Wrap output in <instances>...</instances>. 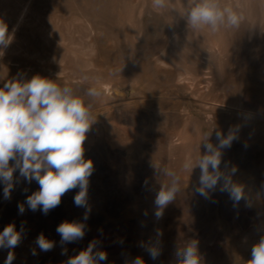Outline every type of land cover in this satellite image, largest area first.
Returning <instances> with one entry per match:
<instances>
[{"label":"rangeland","instance_id":"374dc122","mask_svg":"<svg viewBox=\"0 0 264 264\" xmlns=\"http://www.w3.org/2000/svg\"><path fill=\"white\" fill-rule=\"evenodd\" d=\"M218 3L243 14L239 27L192 28L189 0L164 9L152 0H0L13 34L0 56V87L39 74L78 94L93 85L104 92L83 145L93 161L88 208L75 205L76 188L45 215L25 202L39 190L35 181L15 172L9 200L0 184V231L23 226L12 264H66L92 241L107 253L101 264H180L175 253L192 240L201 264H248L264 236V0ZM230 130L236 138L219 148L215 133ZM205 142L221 152V175L242 188L238 203L220 190L223 179L205 199L196 192L199 167L183 168L208 154ZM170 171L180 191L157 219L155 198ZM65 221L83 223V239L62 245L56 229ZM41 233L52 250L39 249ZM157 241L153 261L146 249ZM8 251L0 249V264Z\"/></svg>","mask_w":264,"mask_h":264},{"label":"clouds","instance_id":"9594fccd","mask_svg":"<svg viewBox=\"0 0 264 264\" xmlns=\"http://www.w3.org/2000/svg\"><path fill=\"white\" fill-rule=\"evenodd\" d=\"M167 3L168 0H152V7L164 9ZM242 19L241 12L232 7L221 8L218 0H189L186 11L188 25L194 29L209 26L212 32L218 31L221 25L239 27ZM12 40L13 34L9 33L8 25L0 19V56L4 55ZM103 96L104 92L98 86H88L82 94H78L72 87L66 84L61 86L39 74L30 79L13 78L0 87V184L4 186L5 200L11 198V192L17 182L14 180V173L18 171L19 176L28 183L35 181L39 185V190L26 197L25 202L32 211L40 208L45 215L48 214L60 204L66 192L76 188H79V191L74 197L75 205L88 208V186L89 177L93 172V161L85 159L83 145L95 120L92 111L94 104ZM210 134L205 133V141ZM215 135L219 148L230 147L236 138L231 130L226 137L220 131ZM203 147L208 154L200 157L195 165L191 162L183 165L185 170L194 166L200 169V187L196 192L208 199L207 190H214L218 181L223 179L224 187L220 190L228 191L230 198L238 203L244 198V193L240 186L233 184L219 172L221 152L211 143L205 142ZM167 175L171 177L170 184L162 187L155 198L157 219L162 218L163 209L180 191V177L171 171ZM24 211V204H18L19 214ZM87 218L86 212L84 219ZM56 231L63 245L83 239L85 225L65 221L58 225ZM22 234L23 226L17 231L12 223L0 231V249L9 250L5 264H12L15 259L11 250L19 245ZM36 244L44 252L54 247V242L47 239L43 233L37 237ZM96 246V241L90 242L86 249L69 258L66 264H101L106 261L107 253L94 251ZM146 250L153 261L161 255L159 241ZM32 254L36 255V251L33 250ZM175 255L180 264H201L202 261L196 240L178 248ZM132 264H145V261L137 257ZM248 264H264V236L253 245Z\"/></svg>","mask_w":264,"mask_h":264},{"label":"bare ground","instance_id":"6f19581e","mask_svg":"<svg viewBox=\"0 0 264 264\" xmlns=\"http://www.w3.org/2000/svg\"><path fill=\"white\" fill-rule=\"evenodd\" d=\"M19 30V29H18Z\"/></svg>","mask_w":264,"mask_h":264}]
</instances>
